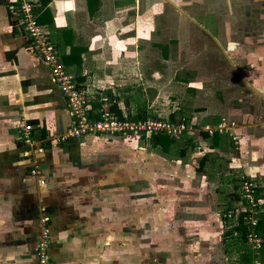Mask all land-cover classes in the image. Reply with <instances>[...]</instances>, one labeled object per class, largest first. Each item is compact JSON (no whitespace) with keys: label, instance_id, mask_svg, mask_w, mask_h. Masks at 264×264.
<instances>
[{"label":"crops","instance_id":"1","mask_svg":"<svg viewBox=\"0 0 264 264\" xmlns=\"http://www.w3.org/2000/svg\"><path fill=\"white\" fill-rule=\"evenodd\" d=\"M34 1L36 20L48 30L60 59L69 61L66 71L74 78H81L91 114L96 116L106 107L130 116L139 113L129 93L144 86V81L155 87V80L160 78L159 73H149L157 77H150L153 82L144 78L147 70L145 64L140 63V46L144 45L147 32L141 0ZM251 19L255 36L250 37L249 46L244 50L250 54L246 59H239L245 63L250 59L246 64L249 72L243 70L244 66L242 71L233 69L243 80L247 75L252 78L249 84L244 80L247 88L242 92L255 94L256 98L251 96L255 105L250 106L249 112H243L240 120L235 115L236 119L223 121H234L235 127L230 132L240 135L237 148L242 145L240 158L233 160L241 162L239 167H245L255 185L264 186V105L259 103L264 100V90L259 91L257 87L264 84V26H261L264 16H251ZM206 25L202 26L208 28L209 24ZM155 102L147 104L142 111L147 115L151 111L153 115H162ZM186 117L200 124L197 116ZM70 123L66 101L51 81L48 66L31 51L30 41L12 8V0H0V264H37L39 216L48 218L53 264H119V259L128 258L123 254L129 252L126 247L131 242L129 234L127 239L122 235L121 240H116L113 228L115 223L125 226L130 222L129 186L124 184L125 195L115 189L113 182L118 178L114 177L112 166L105 158L112 150H96L102 145L118 143L120 139H111L112 135H90L57 142L56 137L65 132ZM25 124L32 126L33 143L25 144L20 138ZM204 126L210 125L208 122L199 125ZM194 133H186V136ZM219 135L222 142L218 148H210V141L202 139L201 156L217 154L218 159L229 161L234 157L225 145L229 132ZM34 167L39 168L38 175L31 174ZM138 187L143 186L138 184ZM116 203L120 210L117 214L113 209ZM171 209L173 207L169 212ZM173 212L157 216L156 226L166 228L168 222L176 219ZM141 216L142 220L147 217L146 214ZM165 237L167 244L162 249L171 248L170 255H164L163 259L158 252L154 264H163L162 260H166L165 264H181L183 259L181 262L177 256L171 260L172 254L181 247L178 236L170 231ZM138 254L144 263V253Z\"/></svg>","mask_w":264,"mask_h":264},{"label":"rangeland","instance_id":"2","mask_svg":"<svg viewBox=\"0 0 264 264\" xmlns=\"http://www.w3.org/2000/svg\"><path fill=\"white\" fill-rule=\"evenodd\" d=\"M141 2L147 32L146 41L140 46V63H144L147 70L144 78L146 76L152 82L157 78L149 76V73H159L160 78L155 80V87L143 80L144 86H138L134 93H129L139 110L156 100L155 105L161 110L160 116L170 117L171 111L179 112L175 114V120L194 115L200 120V124H196L198 127L208 122L212 128H216L223 119L240 120L243 112H249L250 106L255 105L251 96H256L242 91L247 88L244 80L249 84L252 78L247 75L243 80L233 67L239 70L244 66L243 70L249 72L250 68L246 69V64L250 63V59L247 63L239 59H246L250 54L248 50H244L249 46L250 37L255 36L251 29V16H264V0ZM202 23L209 24V29L202 26ZM261 26H264V22ZM164 52L167 59L164 58ZM235 55H238L237 59L242 64L235 59ZM247 72L242 74L246 75ZM133 80L130 77V82ZM135 80L136 83L139 82L137 77ZM257 87L259 91L264 90L263 83ZM259 103L263 106L264 100ZM149 113L148 116L153 115L152 111ZM235 115L238 116L234 118ZM110 138L120 140L112 145L97 147L96 150H112L106 153L105 158L106 163L109 162L112 166L114 177L118 178L113 182L115 189L125 195V185H128L130 191V222L125 226L115 223L113 228L116 240H121L122 235L127 239L128 234L131 240L126 246L129 252L123 254L128 258L119 259V264H154V257H159L158 252L163 255V259L164 255L168 257L171 248L167 247L166 251L162 247L167 244L165 236L170 231L176 233L179 247L181 245L176 254H172L171 260L177 256L179 261L183 259L181 264L238 262L237 252L223 251L222 232L225 226L220 212L226 206V195L235 189L234 184L229 183L230 178L250 177L245 172V167H239L241 162L234 161L235 157L240 158L239 149L242 150V145L235 149L227 137L225 145L234 157L224 162L217 158V154L211 155L204 169L199 171L196 170L198 160L204 149L200 145L202 139L198 134L192 135L195 146L188 147L184 158L178 155L179 149L185 146L186 140L183 137L176 139L167 151L154 148L150 142L141 138L114 135ZM109 178L108 176L107 179ZM138 184L143 187H138ZM260 202L263 203V199ZM171 207L173 209L169 212ZM113 209L116 214L120 212L118 206ZM164 212H173L176 219L168 222L166 228H159L155 224V218ZM145 214L147 217L142 220L141 215ZM228 219L233 220L231 217ZM139 229L142 232L138 233ZM137 240H140V244ZM136 248L140 251H135ZM138 253H144V263L139 259ZM164 261L166 260L161 262L165 264ZM158 263L160 262H156Z\"/></svg>","mask_w":264,"mask_h":264},{"label":"built area","instance_id":"3","mask_svg":"<svg viewBox=\"0 0 264 264\" xmlns=\"http://www.w3.org/2000/svg\"><path fill=\"white\" fill-rule=\"evenodd\" d=\"M34 0H12V8L18 15L19 23L23 33L30 41L31 51L34 52L41 61L48 66L51 81L59 88L63 95L67 110L71 116V123L65 132L56 137V141L68 139H78L90 135L107 137L109 135H119L125 138L136 137L147 141L152 135L165 133L168 136L180 137L184 133L206 131L209 135L215 132L219 134L228 133L234 144L239 147L240 135L230 132L235 127L234 121H222L216 128L210 126L198 127L196 121H185L184 119L172 120L170 117L145 116L143 118L118 117L113 111L102 109L98 116L91 114V108L80 91L75 78L66 71L58 53L52 45L48 30L36 20L34 14ZM32 126L25 124L21 130L20 138L25 144L33 143L30 130ZM38 167L31 169V174L38 175ZM240 189L245 196L248 205H242L234 209H229L225 217H235L242 210L247 212L250 232L248 233V244L256 248L260 237L254 233L256 224L255 209L261 203L260 199L254 198L255 184L248 176H242ZM43 183V181H41ZM48 218L39 216L38 218V239L36 242V262L37 264H53L49 252L50 232L47 226ZM252 264H260L253 262Z\"/></svg>","mask_w":264,"mask_h":264},{"label":"trees","instance_id":"4","mask_svg":"<svg viewBox=\"0 0 264 264\" xmlns=\"http://www.w3.org/2000/svg\"><path fill=\"white\" fill-rule=\"evenodd\" d=\"M46 3L47 2H45V6H46ZM38 23L40 22L38 21ZM164 55H166L165 52H164ZM61 62L64 64V66L68 67L67 65H69V61L67 59L63 58ZM80 79L81 78L79 76H76L75 81L84 96ZM104 109H107L113 112L115 110L114 108H111V107H106ZM114 113L118 117H124V116L129 117L130 116L128 114H120L118 112H114ZM98 114L95 117H97ZM145 116H147V114L145 113V111L141 110L139 113L132 115L130 117L143 118ZM152 116H155V115H152ZM169 116L172 120L175 119L174 113H171ZM181 119L188 121L186 118H179V120ZM194 134H198L201 137V139L209 140L210 148L212 149L218 148L219 146H221V142H222L221 135H219L218 132H215L212 135H209L206 131L200 130V131L195 132ZM180 137H183V139L186 140L185 146L181 147L178 151L179 157L184 158L189 149L188 147L195 146V142L192 136H186V133H184ZM178 138L173 137V136H168L165 133H158V134L152 135L151 138H149L147 141L150 142L152 147L160 148L163 151H167L170 145L172 143H175L176 139ZM229 139L231 140L235 149H237V146L234 144L231 136L229 137ZM208 160H210V153L203 154L198 160V166L196 170L200 171L204 169ZM241 179H242L241 177H237L236 179L230 178L229 183L234 184L235 189L226 195V198H228L226 201V206L220 212L221 220L224 222V225L226 227L222 232V241L224 244L223 251L224 253H231L232 251L237 252L238 262H236V264H252L253 261L255 260H258L260 264H264V202L262 204H259L255 209L256 224L253 227L254 229L253 231L261 239L260 242H258L256 248L252 249L250 248V245L248 244V233L250 232L251 226H249V222L247 221V215H248L247 212H244L241 210L236 217H231L233 220L225 217V214L227 213L229 209H234L235 207H240L242 205H248L246 198L242 194L241 189H240ZM236 181H238V184H235ZM254 198L256 200L260 198L264 199V186L255 185Z\"/></svg>","mask_w":264,"mask_h":264}]
</instances>
